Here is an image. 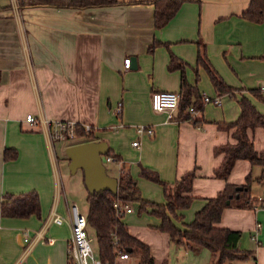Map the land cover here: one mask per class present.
I'll list each match as a JSON object with an SVG mask.
<instances>
[{"label": "crops", "instance_id": "obj_1", "mask_svg": "<svg viewBox=\"0 0 264 264\" xmlns=\"http://www.w3.org/2000/svg\"><path fill=\"white\" fill-rule=\"evenodd\" d=\"M120 1L113 6L58 8L0 0V208L5 193L36 191L41 204V217L0 213V264H66L70 207L73 203L79 207L80 192L87 204L85 214L89 210L84 172L72 179L70 172L78 169L72 172L66 154L67 147L81 142L58 140L56 150L57 141L50 138L51 123L56 121L90 125L95 136L90 141H105L122 157L107 161L114 162L109 171L106 167L107 173L119 179L121 170H128L146 200L164 203L166 191L160 182L143 177L142 167L169 187L194 169L195 200L181 212L177 221L181 228L226 182L243 184L249 174L261 173V166L239 159L227 181L215 175L223 154L216 155L214 148L235 143L231 131L217 123L239 117L238 100L243 95L264 114V99L251 92L258 90L264 96L259 90L264 85V17L255 22L241 16L251 0H185L159 29L154 26L153 4ZM199 49L233 94L217 93L198 63ZM170 53L184 63V73L169 69ZM127 57L129 68L124 65ZM183 74L202 96L219 98V103L205 102L193 115L203 119L198 125L176 119L178 110L169 117L152 107L154 91L180 92ZM28 114L38 122L27 121ZM142 125L152 127L153 134L138 133ZM248 134L255 150L263 152L264 129H249ZM135 140L140 141L138 146L133 145ZM7 147L17 150V158L4 160ZM262 187L252 196L264 197ZM130 205L133 211L122 221L131 235L149 245L154 264L217 261L218 256L205 247L188 248L174 241L158 228L159 217L140 213L138 203ZM55 214L64 218L62 224L52 220ZM216 226L241 231L238 249L253 253L246 260L225 264H264V207L225 208ZM128 254L115 264H139L138 255Z\"/></svg>", "mask_w": 264, "mask_h": 264}, {"label": "trees", "instance_id": "obj_2", "mask_svg": "<svg viewBox=\"0 0 264 264\" xmlns=\"http://www.w3.org/2000/svg\"><path fill=\"white\" fill-rule=\"evenodd\" d=\"M185 0H142V2L154 5V26L159 29L165 26L180 9ZM49 5L58 8H88L97 6H113L122 3L120 0H19L20 6L24 4ZM247 20L261 22L264 17V0H251L248 8L241 14ZM156 41L150 50H153ZM169 69H180L184 73V63L173 53H170ZM198 63L207 71L210 80L218 94L233 92V88L225 83L217 70L213 68L206 54L199 49ZM260 90V89H259ZM255 96L264 99L258 90L251 91ZM261 92V90H260ZM180 105L178 109V120H189L195 125L200 124L203 119H195L190 107L202 110L205 102L196 85L188 83L183 74L180 87ZM233 94V93H231ZM241 108L239 117L232 122H218L219 128L231 131L235 143L226 142L214 148L216 155L223 154L221 164L215 169L218 178L228 180V177L239 159H247L252 165L262 167L259 176L249 174L243 184H232L226 182L225 187L216 196L205 199L203 207L195 213L193 220L178 226L177 221L182 219V211L188 209L195 197L192 195L193 181L196 171L190 170L184 173L172 187L164 183L147 168L141 169L143 177L155 180L163 184L166 191V201L156 203L143 198L136 179L131 173L122 169L118 179V192L113 193L108 189L90 192L88 190L87 202L89 210L86 214L88 225L96 234L98 255L103 262L115 264L116 245L115 237L119 240V247L125 251L139 256V264H154V259L149 245L129 233L128 227L122 216L118 215L115 202L122 204L138 203L139 212H148L160 218L158 228L167 232L170 237L178 243H183L188 248L202 246L218 256L214 264L232 263L237 260H246L253 255L251 251L239 250L238 241L241 231L226 227H218L216 224L221 220L225 208L234 206L238 208L264 207V197L252 196V184L254 181L264 185V151L259 153L255 150L254 142L248 134L249 129L262 127L264 129V114L260 112L252 100L243 95L239 100ZM72 138H67L71 140ZM76 142H85L95 139L92 132L87 133L84 126L78 124L76 127ZM75 142V143H76ZM18 152L15 148L4 150V160L17 158ZM105 156H111L117 161L122 157L111 148ZM85 182V181H84ZM1 216L26 218L31 215L41 217L40 197L36 191L21 193H5L2 197Z\"/></svg>", "mask_w": 264, "mask_h": 264}, {"label": "built area", "instance_id": "obj_3", "mask_svg": "<svg viewBox=\"0 0 264 264\" xmlns=\"http://www.w3.org/2000/svg\"><path fill=\"white\" fill-rule=\"evenodd\" d=\"M131 64V58L127 57L124 60V65L126 68H129ZM264 92V85H261L259 88ZM181 95L177 91H168V90H156L152 93V107L156 111H165L169 113V117H173V113L179 109ZM204 102H215L219 103V98H210L206 95L203 96ZM190 111L196 114L199 110L194 108V106L190 107ZM116 113L120 115L122 113V103L119 102L116 108ZM26 120L30 123H37V119L35 116L28 114ZM52 128L50 130V138L51 140H65L67 138H75L76 137V127L78 123L76 122H64V121H56L52 124ZM50 125V126H51ZM85 128L87 133L91 132L90 125H82ZM138 133L140 134H153V128L150 126H139L137 128ZM140 144L139 140L133 141L134 146H138ZM114 159L111 156H106L105 161H110ZM262 198V197H256ZM115 207L118 211L119 216H123L127 212L133 211V208L130 204L125 203L122 204L120 202H115ZM258 208V207H255ZM71 210V236L67 240L66 244V264H108L102 261L99 257L98 252L96 253L93 249L91 242L88 238V221L85 214H83L78 205L73 203L70 207ZM57 224H62L64 222V218L60 215L55 214L52 219ZM28 235V233H27ZM28 241V237L25 239ZM114 244L116 245V259L119 258H128L129 254L123 248L119 247V240L117 237L114 239Z\"/></svg>", "mask_w": 264, "mask_h": 264}, {"label": "water", "instance_id": "obj_4", "mask_svg": "<svg viewBox=\"0 0 264 264\" xmlns=\"http://www.w3.org/2000/svg\"><path fill=\"white\" fill-rule=\"evenodd\" d=\"M108 151L105 141H85L73 144L66 149L70 160V169L75 172L82 169L84 181L90 192L108 189L118 192V178L107 173L102 156Z\"/></svg>", "mask_w": 264, "mask_h": 264}, {"label": "rangeland", "instance_id": "obj_5", "mask_svg": "<svg viewBox=\"0 0 264 264\" xmlns=\"http://www.w3.org/2000/svg\"><path fill=\"white\" fill-rule=\"evenodd\" d=\"M73 141H76L75 139H73ZM72 141V142H73ZM59 145H60V143H59V141H57L56 142V150L57 149H59L58 147H59ZM114 163V162H113ZM113 163H110V162H107V161H105V166L108 168V171H109V168H110V166L113 164ZM71 171V170H70ZM82 176V169H78L77 170V172H75L74 174H72L71 172H70V177L72 178V179H77V177L79 178V177H81ZM256 185V187L253 189V186H255ZM257 185H260V187H257ZM263 185L261 184V183H258V182H256V181H254L253 182V184H252V190L253 191H255V190H257V188L258 189H260L261 191L260 192H262V190H263V187H262ZM81 194H82V199H80V201H78V204H79V208H80V211L83 213V214H85V212H86V201H85V199H84V197H83V193L82 192H80ZM86 215V214H85ZM88 238H89V240H90V242H91V245H92V247H93V249L95 250V252L97 253V242H96V236H95V232H94V230L92 229V228H88Z\"/></svg>", "mask_w": 264, "mask_h": 264}]
</instances>
